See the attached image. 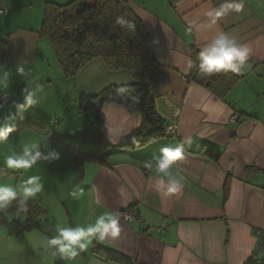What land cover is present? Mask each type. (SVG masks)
Masks as SVG:
<instances>
[{
    "label": "crops",
    "instance_id": "0c3cea01",
    "mask_svg": "<svg viewBox=\"0 0 264 264\" xmlns=\"http://www.w3.org/2000/svg\"><path fill=\"white\" fill-rule=\"evenodd\" d=\"M0 1L7 10L0 15V40L9 46L7 61H2L0 53V93L11 99V105L0 110V128L30 116L42 118L55 133L53 124L61 120L69 133L60 136L78 140L92 116L77 113V100L95 96L110 85H127L129 74L109 71L96 58L75 78L63 79L48 41L38 32L46 2L71 0ZM127 1L151 38L154 59L161 67L153 93L156 111L168 125H176L175 137L135 150L114 149L139 128L141 119L123 106L106 104L98 145L109 149L101 164H85L79 184L72 157L47 139L38 150L42 156L58 153L59 159L39 160L23 175L21 170L5 168L0 160V170L11 172L0 174V185L39 175L44 187L36 199L48 210L44 223L51 234L57 223L87 226L104 212L118 218L116 237L109 233L104 242L94 240L64 264H113L94 253L96 246L129 264H264V249L254 257L258 232L264 231V0H244L241 13L221 17L211 27L206 12L224 0ZM220 33L251 48L245 70L235 73L238 83L222 99L194 82L189 67L191 48L200 52ZM37 86L39 103L17 111L14 104L23 103L22 90ZM63 104L68 106L61 115L47 117L51 112L58 114L54 106ZM10 114L14 119L6 120ZM232 116L238 120L232 122ZM37 137L22 128L8 139L20 151L23 142ZM188 139L190 146L184 143ZM177 143L185 152L173 170L184 181L179 193L164 196L156 188L154 168L144 164L159 157L161 148ZM205 146L219 152L217 162L198 155ZM246 167L256 171L246 173ZM124 211L135 213L137 221L122 220L119 214Z\"/></svg>",
    "mask_w": 264,
    "mask_h": 264
},
{
    "label": "trees",
    "instance_id": "16d2710c",
    "mask_svg": "<svg viewBox=\"0 0 264 264\" xmlns=\"http://www.w3.org/2000/svg\"><path fill=\"white\" fill-rule=\"evenodd\" d=\"M118 16L131 20L136 25L134 30L116 25ZM38 36L48 41L57 68L65 80L75 78L87 63L100 58L109 71H126L131 82L127 85H110L95 96L77 100V113L92 116L89 127L78 133V143L56 135L47 122L30 116L22 117L15 123V130L9 133V137L22 128L30 129L39 136L46 135L61 152L72 157L77 184L83 180L85 164H101L104 153L109 149L98 145L104 105L123 106L129 114H137L141 119L139 128L125 143L114 149L135 150L166 137L169 125L158 115L153 96L161 67L154 59L150 36L127 0H71L65 4L46 2ZM0 53L2 61H7L9 46L6 40H0ZM199 53L195 47L190 50V60L193 62L191 79L204 85L217 98H225L240 77L230 71L201 74L196 67ZM121 88L124 89L122 92L119 91ZM198 155L214 162L220 157L218 151L208 146L203 147ZM244 171L250 173L256 170L246 167ZM0 174L11 172L0 170ZM28 206L22 228L16 227L15 222H7L0 214V226L7 228L8 235L22 239L25 232L40 230V219L46 218L47 211L32 200ZM94 253L113 264H129L100 246L94 248Z\"/></svg>",
    "mask_w": 264,
    "mask_h": 264
},
{
    "label": "clouds",
    "instance_id": "9594fccd",
    "mask_svg": "<svg viewBox=\"0 0 264 264\" xmlns=\"http://www.w3.org/2000/svg\"><path fill=\"white\" fill-rule=\"evenodd\" d=\"M244 7V0H224L218 7H213L206 12V16L209 17L207 26L215 25L221 17L230 13H241ZM115 24L129 31H133L136 26L123 16H118ZM250 52L251 48L248 45L238 44L234 37L220 33L202 47L196 67L201 74L205 75L224 71L241 73L246 68ZM192 65L193 62L189 61V67ZM2 71L3 69L0 68V72ZM39 90V86L31 89L24 88L22 90L23 103L14 104L17 111L37 105ZM123 90V88L119 89L120 92ZM5 119H14V115L10 114ZM14 130V125L0 128V160L5 168L21 170L20 174L23 175L36 166L39 160L59 159L58 153L49 152L48 155L42 156L38 150L40 145L47 141L46 135L28 139L27 142H23L19 146L20 151H17V146L8 139L9 133ZM184 143L190 146L192 141L188 139ZM184 152L185 148L181 143H177L175 147H163L160 149L159 157L144 164L145 168H154L157 175L156 188L158 191H162L164 196L179 193L181 190L184 177L173 170V164L184 158ZM43 187L39 175H30L15 185H0V213H7L15 204L17 215L27 214L28 202L35 200L37 195L42 192ZM119 232L118 218L111 212H104L96 218L95 223L87 226H67L57 223L54 234L51 237H44L41 245L46 252L51 250L54 258L72 261L85 251L94 240L104 242L109 233L112 237H116Z\"/></svg>",
    "mask_w": 264,
    "mask_h": 264
},
{
    "label": "rangeland",
    "instance_id": "374dc122",
    "mask_svg": "<svg viewBox=\"0 0 264 264\" xmlns=\"http://www.w3.org/2000/svg\"><path fill=\"white\" fill-rule=\"evenodd\" d=\"M67 104L54 106L58 110V114L56 112L55 113L51 112L49 116H47L46 114H42V115H45L47 117H52L54 119L55 115L62 114L63 109L68 106ZM39 118L40 117H38V119ZM68 119L70 120V117ZM62 124L63 122L61 120L58 125L55 124L54 122L53 126L55 128L54 131L56 135H62V133H69L67 132L68 127L66 126V124H64L63 126ZM72 142L78 143L79 141L76 140ZM11 184L15 185L17 184V182H15L14 184L12 182ZM32 201L36 205L41 206V203L40 201H38V199ZM0 214L5 217L7 222L9 223L15 222L16 227L19 226L22 228L25 224L26 214L17 215L15 205H13L10 208V210H8L7 213H0ZM50 230L51 229H49L48 226L45 225L44 218H42L40 219L39 233L37 234L32 233L33 231L25 232L22 239H17L15 237L8 235L7 228L5 226H0V264H64L63 259L54 258L51 254V250L46 252L41 245V241L43 240L44 237L52 236L53 233L51 234ZM30 234H34V235H30ZM5 235H8L7 238L4 237Z\"/></svg>",
    "mask_w": 264,
    "mask_h": 264
},
{
    "label": "built area",
    "instance_id": "2783aa9c",
    "mask_svg": "<svg viewBox=\"0 0 264 264\" xmlns=\"http://www.w3.org/2000/svg\"><path fill=\"white\" fill-rule=\"evenodd\" d=\"M6 8L3 6L2 2L0 1V15L6 14ZM11 105V99L7 93H0V110L5 109ZM232 122H235L238 120L237 116H232L230 118ZM175 130L176 125L172 124L169 125L166 137H175ZM122 220H124L127 223H135L137 221V215L132 212L124 211L119 214ZM164 227V225H162ZM264 249V231L258 232V244L254 251V257H256L262 250Z\"/></svg>",
    "mask_w": 264,
    "mask_h": 264
}]
</instances>
